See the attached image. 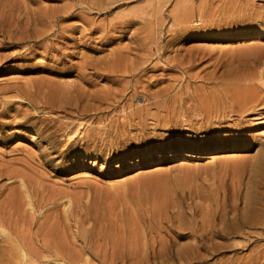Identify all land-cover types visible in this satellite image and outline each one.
<instances>
[{
    "label": "rangeland",
    "instance_id": "1",
    "mask_svg": "<svg viewBox=\"0 0 264 264\" xmlns=\"http://www.w3.org/2000/svg\"><path fill=\"white\" fill-rule=\"evenodd\" d=\"M86 1L0 0V206L14 236L0 260L22 247L26 264H264V183L257 223H243L264 146V0ZM118 56L138 72L105 62Z\"/></svg>",
    "mask_w": 264,
    "mask_h": 264
},
{
    "label": "bare ground",
    "instance_id": "2",
    "mask_svg": "<svg viewBox=\"0 0 264 264\" xmlns=\"http://www.w3.org/2000/svg\"><path fill=\"white\" fill-rule=\"evenodd\" d=\"M125 2V0H124ZM84 5L87 6L84 7L83 4L81 3L80 4V7H82L83 10H86L88 9V11H98L100 13L104 12V13H112V11L116 8H119V6L123 5L121 4V0H115V1H111V3H109L107 5V7L103 6L101 2L97 3V2H93L91 3L90 0L86 1L84 3ZM73 7H66L64 9H62L61 11H54L53 14H56V15H52L51 17L54 18V19H59V18H70L72 15H74V11H72ZM46 14V13H45ZM49 16V15H48ZM47 16V17H48ZM60 20V19H59ZM62 22V21H61ZM131 19H126V20H120V22L118 23H109L107 26H104V27H99L98 29H100V31L102 33H105V35H107L110 31L112 30H115L117 28V26H119L120 28H125L129 25H131ZM43 23H46V22H43ZM44 26V25H43ZM42 26V27H43ZM57 26V25H56ZM60 28V27H59ZM128 28V27H127ZM96 32V30H94ZM47 32V31H46ZM38 33V31H37ZM100 34V33H99ZM55 35V34H54ZM35 36V35H34ZM43 35H40L39 37H42ZM45 38V37H44ZM66 38V37H65ZM108 38L109 37H105V42H108ZM61 39V38H60ZM45 40V39H43ZM23 41V40H22ZM104 41V40H103ZM39 42V41H38ZM103 43V42H101ZM100 43V44H101ZM34 44V43H33ZM35 45V44H34ZM238 46V45H237ZM218 47V46H217ZM234 47V46H233ZM230 48V47H229ZM40 49V48H39ZM129 49V48H128ZM127 51V50H126ZM133 52V51H132ZM131 52V54H132ZM135 52V51H134ZM189 52H192V51H189ZM69 55V54H68ZM71 55V54H70ZM161 56V55H160ZM119 57V56H118ZM126 60V59H125ZM105 62H108V63H112V65H117L119 68L118 72H125V73H134V72H138L139 70V67L136 65V63L134 61H131L130 63H127L125 64L123 67L122 65L120 66V64H122L124 62L123 58L122 57H119V58H115V59H106ZM106 64V63H105ZM107 65V64H106ZM85 66H89L91 67V69L93 70L94 69V73L95 74H99L100 76H105L104 73H107V69H109L108 67L106 68H102V67H98V65H95V64H87ZM84 66V67H85ZM112 67V66H110ZM109 71H112L111 73H115L117 72L116 70H109ZM250 86V85H249ZM248 86V87H249ZM243 89V88H242ZM240 90V89H239ZM252 90V89H251ZM224 91V90H223ZM241 91V90H240ZM243 91V90H242ZM246 91V90H245ZM225 92V91H224ZM236 92V91H235ZM250 93H252V95L250 96H246V94H244V98L242 97L243 94L241 93V98H243L244 100H246V98L249 100V102L251 101V103L256 102V103H260L261 102V99H259L257 97V94H254L253 91H249ZM218 93V92H217ZM237 93V92H236ZM234 93V94H236ZM240 93V92H239ZM246 93V92H245ZM225 94V93H224ZM230 95V93H229ZM249 95V94H248ZM234 96V95H233ZM213 97V96H212ZM211 97V98H212ZM226 97V96H225ZM223 98V97H222ZM240 98V97H238ZM227 99V98H226ZM213 100V98H212ZM235 100V99H234ZM228 101V100H227ZM236 102L238 100H235ZM223 102V101H222ZM229 102V101H228ZM248 102V103H249ZM224 103V102H223ZM222 103V106H224ZM239 103V102H238ZM238 103L237 104V107H238ZM245 103V102H244ZM208 104V103H207ZM206 104V105H207ZM243 104V103H242ZM264 104V103H263ZM203 105V103H202ZM201 105V106H202ZM205 105V106H206ZM210 105V104H209ZM204 106V107H205ZM233 106V105H232ZM243 106V105H242ZM245 106V104H244ZM229 107V106H228ZM250 107V106H249ZM257 107V106H255ZM232 108V107H231ZM252 108V107H251ZM228 109V108H227ZM244 107H241L240 110L243 111ZM233 110V109H232ZM260 110V109H259ZM256 109L253 110L255 113H254V117L252 118L253 121H258V120H262L264 122V113H259ZM231 111V110H230ZM249 111V110H247ZM262 111V110H261ZM252 112V111H251ZM230 114V113H229ZM251 121V122H253ZM256 138H258L257 140L258 141H261L264 139V130H261L260 132H257L255 134ZM247 141V140H246ZM249 140L247 141V145H246V149L250 148V144H249ZM252 142V141H251ZM259 143V142H258ZM217 145H220L221 143H216ZM224 146V145H223ZM258 148H259V151L261 153L260 157L256 158L255 162L252 164V178L250 180V188H248L247 192L245 193V204H246V207L247 208V211H246V216H245V221L246 222H243V223H247V224H250V223H257V220H258V215H257V207L258 206H261L262 204V200H263V195H260L258 192H257V189H259L261 187V185L264 183V174H263V168H264V146L262 143H259L258 145ZM218 155V154H217ZM217 155H212V156H209L208 157V162L210 165L214 166L215 162L217 161L216 159L219 157H224V156H217ZM234 155V156H232ZM235 155L237 156L238 154H231L230 157H235ZM240 155V154H239ZM245 158L247 157H250L249 154H244ZM249 155V156H248ZM179 155H171V158H177ZM180 157H182L183 159H189V158H198L199 156L195 155L194 152L192 151H187L185 152L184 154H180ZM200 158V157H199ZM236 158V157H235ZM139 159V158H138ZM136 160V159H135ZM236 163V162H235ZM141 162L139 160L129 164L131 166H140ZM234 167V166H233ZM239 167V165L237 166ZM174 168V167H173ZM238 169V168H237ZM156 171V170H155ZM75 177V176H74ZM73 177V178H74ZM77 178H84V179H90L93 177V175L88 172V171H82L80 172V174H78L76 176ZM80 180V179H79ZM86 181V180H85ZM48 198V197H47ZM49 200V199H48ZM8 201L10 203L14 202L15 204V201L14 199L12 200H9ZM4 204L6 203L7 205V200L5 202H3ZM2 204V203H1ZM3 204V205H4ZM4 205V207L6 206ZM42 206V205H41ZM10 208V206L8 207V209ZM7 208H3L2 206H0V240L1 241H11L13 240V237H12V233H13V230L9 228V226L7 225V223H9V221L12 220V217H13V214H12V211H11V208L8 210ZM16 215V214H15ZM15 217V216H14ZM16 219V218H15ZM19 237V236H18ZM14 241V240H13ZM22 241V240H21ZM26 241L28 240H25V243ZM12 243V242H11ZM17 243V242H16ZM25 246H28L25 244ZM11 248V247H10ZM27 249H29L28 247H25ZM44 248H47L46 246ZM43 248V249H44ZM6 249V248H5ZM12 249V248H11ZM50 249V248H49ZM9 250V249H7ZM30 250V249H29ZM45 251H47L46 249H44ZM6 251V250H5ZM11 250H9L8 252H10ZM37 251V250H35ZM27 252V250H26ZM28 253V252H27ZM11 254V255H10ZM32 256L35 257L37 259V256L34 254V252L32 251ZM39 254V253H38ZM2 257V256H1ZM54 257V256H52ZM42 259V257H40ZM18 260V263L17 264H26L27 263V255L25 254L24 250L22 249V247H16L15 249V252L13 251L12 253H9V256H7L6 258H3L0 260V264H13L15 263L14 261Z\"/></svg>",
    "mask_w": 264,
    "mask_h": 264
}]
</instances>
